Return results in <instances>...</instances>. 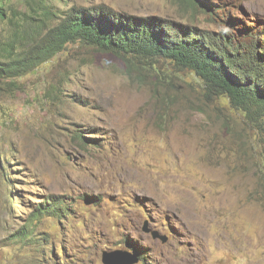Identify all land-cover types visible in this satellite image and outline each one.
Here are the masks:
<instances>
[{
  "label": "rangeland",
  "instance_id": "rangeland-1",
  "mask_svg": "<svg viewBox=\"0 0 264 264\" xmlns=\"http://www.w3.org/2000/svg\"><path fill=\"white\" fill-rule=\"evenodd\" d=\"M2 2L14 17L0 20V51L74 6L217 36L264 24V0ZM18 81L12 92L0 83V264H106L104 251L117 264H142V251L150 264H264L263 117L170 59L81 42ZM49 198L70 206L65 220L33 216ZM29 223L47 240L20 237Z\"/></svg>",
  "mask_w": 264,
  "mask_h": 264
},
{
  "label": "trees",
  "instance_id": "trees-1",
  "mask_svg": "<svg viewBox=\"0 0 264 264\" xmlns=\"http://www.w3.org/2000/svg\"><path fill=\"white\" fill-rule=\"evenodd\" d=\"M186 1L194 6L205 5L203 0ZM13 17L14 14L7 16L6 6L0 3V20L11 21ZM71 42L150 62L160 57L170 59L184 69L195 71L210 92L226 96L235 107L240 106L264 120V24L251 23L241 28L239 35L221 32L217 36L156 16L128 15L103 6H74L44 36L30 41L22 37L17 43L14 39L5 43L7 48L0 51V83L11 92L18 90L19 78ZM78 140L81 145L86 144L81 133ZM69 207L49 198L38 204L33 216L51 213L65 220ZM33 229L29 223L18 234L37 243L47 240L48 234L39 236ZM132 248L137 250L135 245ZM50 254L55 256L54 249H50ZM138 255L142 264H150L147 251Z\"/></svg>",
  "mask_w": 264,
  "mask_h": 264
},
{
  "label": "water",
  "instance_id": "water-1",
  "mask_svg": "<svg viewBox=\"0 0 264 264\" xmlns=\"http://www.w3.org/2000/svg\"><path fill=\"white\" fill-rule=\"evenodd\" d=\"M154 235L155 236H158V234L156 232L154 233ZM116 253H117V251H112V252L104 251V253H103V260H104V262L106 264H117V263H119V262H117L115 260V254ZM135 260H137V259L135 258L134 261ZM130 261H133V260H128L124 264H130L131 263Z\"/></svg>",
  "mask_w": 264,
  "mask_h": 264
},
{
  "label": "bare ground",
  "instance_id": "bare-ground-1",
  "mask_svg": "<svg viewBox=\"0 0 264 264\" xmlns=\"http://www.w3.org/2000/svg\"><path fill=\"white\" fill-rule=\"evenodd\" d=\"M202 231V230H201ZM204 234V233H203Z\"/></svg>",
  "mask_w": 264,
  "mask_h": 264
}]
</instances>
